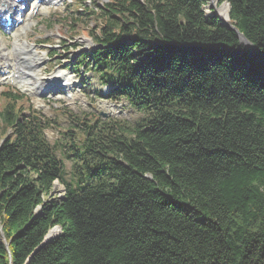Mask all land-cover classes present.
I'll list each match as a JSON object with an SVG mask.
<instances>
[{"label":"trees","instance_id":"trees-1","mask_svg":"<svg viewBox=\"0 0 264 264\" xmlns=\"http://www.w3.org/2000/svg\"><path fill=\"white\" fill-rule=\"evenodd\" d=\"M223 2L253 53L208 0L94 4L78 61L142 116L71 115L70 179L56 122L1 92L0 264H264V0Z\"/></svg>","mask_w":264,"mask_h":264},{"label":"rangeland","instance_id":"rangeland-1","mask_svg":"<svg viewBox=\"0 0 264 264\" xmlns=\"http://www.w3.org/2000/svg\"><path fill=\"white\" fill-rule=\"evenodd\" d=\"M54 1L52 0L54 4L50 2L43 5V11L39 10L33 15L26 29L27 36L18 38L33 45V49L29 46L15 49L13 34L17 28L3 30L0 27L2 49L6 47L4 50L9 49L14 56L23 57L21 61H5L17 69L19 78L15 79L17 84L13 80L0 82V108L4 104L1 92L12 91L22 94L25 97L23 102L56 122L53 127L46 129L45 136L57 148L56 156L62 160L66 177L70 179L75 164V158L71 156L74 152L70 150V146L76 141L77 133H81V127L72 124L76 122L70 120L71 115L131 125L142 113L124 99L109 98L110 87L101 84L95 73L87 69L90 60L83 61L84 63L78 61L95 47L89 33L94 26L89 11L94 4L101 5L106 0ZM77 10L80 11L77 16H80L81 22L70 28L68 23L71 20L68 17ZM73 16L76 17V14ZM2 49L1 53L4 52ZM10 66H0V79L4 75V69L10 70ZM19 83H22L21 86H29L30 91L20 88ZM43 91L46 93H42ZM53 190L60 194L62 186L55 182Z\"/></svg>","mask_w":264,"mask_h":264},{"label":"bare ground","instance_id":"bare-ground-1","mask_svg":"<svg viewBox=\"0 0 264 264\" xmlns=\"http://www.w3.org/2000/svg\"><path fill=\"white\" fill-rule=\"evenodd\" d=\"M56 1V0H55ZM52 3V0H46V1H37V0H33L30 4H29V8H32L33 11L32 13L31 12H23L21 13V16L23 17V21L21 23H15V24H12V25H15L16 26V30L14 31V34H13V44H14V48L18 49V48H21V47H24V46H29L31 49H33V46H30L28 43H26L25 41H22L20 39H23L24 37L27 36V32H26V29L28 28L29 26V22L32 21V17L34 15V13H38L39 10L43 11V8L42 6L45 5V4H48V3ZM14 5V1L13 0H0V14H5V11H7V14L10 16V17H14V18H17L16 16L18 15V12L14 9H12V6ZM19 6V5H17ZM34 12V13H33ZM217 14H219V18L226 22L228 21V5L226 3H222L218 6L217 8ZM4 17H7V16H4ZM11 25V26H12ZM20 36V39H18ZM3 45L0 44V50L2 49ZM6 48V47H5ZM5 48H3L2 51L3 53H1V59H0V66H4V61H9V62H14V58L17 59V61H21L22 59L20 57H17L16 55L14 56V53L12 54L11 51L8 50H4ZM13 48V49H14ZM13 49H12V52H13ZM34 54V53H33ZM8 63V62H6ZM6 68V67H5ZM12 67L10 66V70H8V72L4 69V72H3V76H1L2 78L0 79V82L1 81H15L14 83L17 84L18 82H16V78L14 77V71L12 72ZM11 72V74H10ZM22 83H19V86L20 88H22L23 90L25 91H30L31 88H29V86H21ZM53 230V229H52ZM51 230V231H52ZM50 231V232H51ZM50 235H54V234H51L49 233Z\"/></svg>","mask_w":264,"mask_h":264},{"label":"water","instance_id":"water-1","mask_svg":"<svg viewBox=\"0 0 264 264\" xmlns=\"http://www.w3.org/2000/svg\"><path fill=\"white\" fill-rule=\"evenodd\" d=\"M208 2H209V6L213 9V12H214V15H216V16H218V14H217V7L220 5H217L218 4V2H219V0H208ZM223 3H226L227 5H228V16H229V10H230V5H229V3L228 2H223ZM219 17V16H218ZM229 18V17H228ZM220 19V18H219ZM221 20V19H220ZM221 22H222V24H226L227 26H228V28H230L231 30H233V31H235L236 32V34H237V36H238V38H239V40H240V42L242 43V44H244L245 46H246V48L250 51V53H253L254 52V48H253V45L237 30V29H235L231 24H229V22L228 21H226V22H224V21H222L221 20ZM37 210H39V208H37ZM54 228H56V233L54 234V235H50L49 233H50V231L52 230V229H54ZM52 229H50L48 232H47V234L45 235V237H44V239H43V241L41 242V245H43V244H45V243H47L50 239H52L53 237H55L59 232H60V227L59 226H55V227H53ZM0 231H1V227H0ZM1 234H2V232H0ZM10 243V242H9ZM8 243V244H9Z\"/></svg>","mask_w":264,"mask_h":264}]
</instances>
